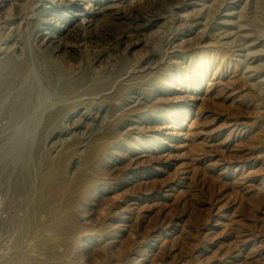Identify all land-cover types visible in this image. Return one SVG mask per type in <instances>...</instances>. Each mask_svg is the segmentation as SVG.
I'll return each mask as SVG.
<instances>
[{"label": "rangeland", "instance_id": "1", "mask_svg": "<svg viewBox=\"0 0 264 264\" xmlns=\"http://www.w3.org/2000/svg\"><path fill=\"white\" fill-rule=\"evenodd\" d=\"M8 59L0 264H264V0H0Z\"/></svg>", "mask_w": 264, "mask_h": 264}, {"label": "bare ground", "instance_id": "2", "mask_svg": "<svg viewBox=\"0 0 264 264\" xmlns=\"http://www.w3.org/2000/svg\"><path fill=\"white\" fill-rule=\"evenodd\" d=\"M148 14L146 13H135V14H129L127 16L119 17V14L116 16V20L122 21L123 23L126 22L131 25L130 29H133V31H139L138 27L140 26L141 20H147L148 16H144ZM154 17H156V14L154 13ZM89 23V21H87ZM121 24V23H120ZM123 30V29H122ZM130 31L125 32V29L121 33V38L116 39L114 41L115 44H124L126 43L130 37L128 34ZM112 35V38L113 39ZM73 40H79L81 36L79 34H74L71 37ZM108 39H101L97 42V45H95L96 48H102L107 44L109 41ZM134 45V44H133ZM134 47V46H133ZM99 56V54H98ZM40 65V68H42L44 74L48 77V79H57V78H62L65 77L69 74V70L66 66L61 67L60 69H54L51 67L45 66L43 63H38ZM30 72V61L25 60V61H14L13 59H8L4 63L0 64V80H1V87L4 88L3 90L6 91V89L15 87L16 85H19L22 81L26 79V75ZM125 69L119 67V69L115 70L114 73H110L108 75V80L103 81L102 83L98 84L97 86L93 87L90 94L96 93L100 88L107 89L112 85L113 82L117 81L122 75L125 74ZM99 87V88H97ZM120 89V90H119ZM121 88H118L115 93V97L121 96ZM59 117V113L51 115V119L55 120Z\"/></svg>", "mask_w": 264, "mask_h": 264}]
</instances>
